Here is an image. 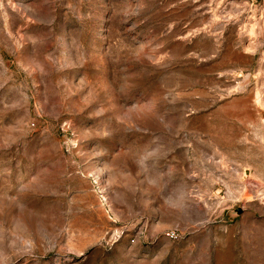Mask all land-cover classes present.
Returning <instances> with one entry per match:
<instances>
[{
  "label": "rangeland",
  "instance_id": "374dc122",
  "mask_svg": "<svg viewBox=\"0 0 264 264\" xmlns=\"http://www.w3.org/2000/svg\"><path fill=\"white\" fill-rule=\"evenodd\" d=\"M0 264H264V0H0Z\"/></svg>",
  "mask_w": 264,
  "mask_h": 264
},
{
  "label": "water",
  "instance_id": "95a60500",
  "mask_svg": "<svg viewBox=\"0 0 264 264\" xmlns=\"http://www.w3.org/2000/svg\"><path fill=\"white\" fill-rule=\"evenodd\" d=\"M238 212H241L240 210Z\"/></svg>",
  "mask_w": 264,
  "mask_h": 264
}]
</instances>
